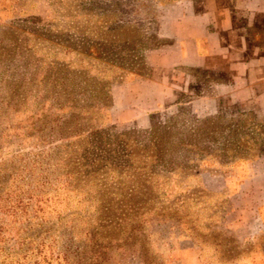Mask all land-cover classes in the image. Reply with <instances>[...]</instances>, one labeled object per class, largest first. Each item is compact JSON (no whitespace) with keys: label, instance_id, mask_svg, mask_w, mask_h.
<instances>
[{"label":"rangeland","instance_id":"rangeland-1","mask_svg":"<svg viewBox=\"0 0 264 264\" xmlns=\"http://www.w3.org/2000/svg\"><path fill=\"white\" fill-rule=\"evenodd\" d=\"M249 3L0 0V264H264L263 85L228 62L264 47ZM184 13L233 53L177 63ZM153 123L204 125L205 153L166 146L152 170L129 140L125 166L78 161Z\"/></svg>","mask_w":264,"mask_h":264},{"label":"crops","instance_id":"crops-1","mask_svg":"<svg viewBox=\"0 0 264 264\" xmlns=\"http://www.w3.org/2000/svg\"><path fill=\"white\" fill-rule=\"evenodd\" d=\"M249 1L250 0H247V4ZM250 4H252L251 7ZM249 7L250 8L248 9L251 10L250 13L253 16L254 22L256 21V18H264V0H252L249 3ZM211 16L210 18L208 16L209 20L211 19ZM207 23V18L200 14L189 16L184 13L181 16V21L178 22L179 27L177 32H173V36L177 38L179 44V56L177 63L205 66L212 57L217 56L221 58H228L233 53L232 50H223L219 36L207 28ZM225 24L226 19H221V26L223 27ZM254 53L256 55L252 56L247 61H239L240 59L231 61L232 59L229 57L228 62L231 64H239L242 62L247 64V66H244L246 78L253 75L254 79L252 82L257 81L263 85V89L255 93V95L257 96V101L264 106V47ZM235 67L239 68L238 66ZM253 69L258 71V75L252 74Z\"/></svg>","mask_w":264,"mask_h":264},{"label":"trees","instance_id":"trees-1","mask_svg":"<svg viewBox=\"0 0 264 264\" xmlns=\"http://www.w3.org/2000/svg\"><path fill=\"white\" fill-rule=\"evenodd\" d=\"M130 63L136 64V63H139V61L133 62V60H131ZM115 64L119 65L121 68H128L129 67V61H126L123 59L114 60L113 65H115ZM108 97L109 96H108L107 92L103 91V88L100 87L98 89V97L93 96V99L96 101L97 105L102 104L105 106V101L108 100ZM98 98H100V100ZM171 127L169 125H166V124L165 125H158V124L153 123L151 126V130L148 132L146 142L142 143V144H140L136 139H133V138L131 139L130 134L128 135L127 133H121L122 136H125V139H118V140H116L118 138V135L115 136L114 139L113 138L112 139H110V138L106 139L104 136V139L103 138L101 139L103 143H99L98 148L99 147L103 148V149L105 148L103 150V152L106 153L105 155H103L105 157L101 156L99 158V160H97L95 158H89L88 156H84V157L80 158L78 161L80 162V161L88 160L89 162H92L94 165L98 164L99 162L103 163V162L108 161L109 163H112V162L115 163L116 166H121V165L125 166L124 163L127 160V158H125V157L128 155V153H125V152L123 153V145L127 146V142L129 140L130 141L132 140V142H133L132 146L133 147H136V148L141 149L143 151H152L153 152V154H152L153 160H152V168H151L152 170L156 169L159 165H161L160 162L163 159L161 155L164 151V148H166V146H169L172 148L175 146L176 147L177 146L182 147L185 150H188L190 152L194 151V152L203 156V153H205L204 151H206L204 149V146L201 145V138L203 137L202 134L206 131V128L204 125L193 128V131L191 129H189L187 131L188 136H186L184 134L185 135L184 138H183V136L181 137V134H183L182 132H176L174 129L172 130ZM174 137L176 138V140L174 139ZM111 144H113L114 147H111ZM85 165H90V164H85ZM103 165L105 166L107 164L103 163ZM116 166L111 167V168L109 166V170L110 171L111 170L112 171L117 170ZM169 167L171 169L173 168V166H169ZM96 168L101 169V168H103V166L102 167L93 166L92 169H90V171H85L86 172L85 174H89L90 176H93L94 173L101 174V173L96 172L97 171ZM91 173H93V174H91Z\"/></svg>","mask_w":264,"mask_h":264}]
</instances>
